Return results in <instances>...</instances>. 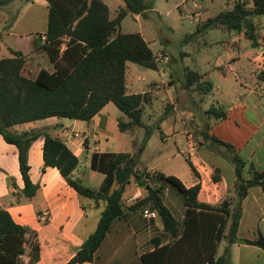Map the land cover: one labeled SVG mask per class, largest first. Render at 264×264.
<instances>
[{"label":"trees","instance_id":"obj_1","mask_svg":"<svg viewBox=\"0 0 264 264\" xmlns=\"http://www.w3.org/2000/svg\"><path fill=\"white\" fill-rule=\"evenodd\" d=\"M16 0H0V9ZM31 2L33 0H19ZM46 24L38 39V47L45 53L51 69L40 67L32 76L23 73L24 55L20 50L9 49L10 56L0 57V135L17 150L18 169L23 181L21 194L31 197L37 185L28 177L27 151L32 141L42 136V168L57 169L65 183L81 199L102 202L96 225L67 261V264L90 262L107 232L111 221L123 212L122 192L129 179L139 183L144 179L142 196L125 208L154 211L170 240L155 245L140 255L143 264H231L228 245L243 242L264 249V234L254 238H238L236 230L241 214V201L248 189L257 186L264 195V167L255 168L242 159L232 145L208 134L205 125L200 129L202 140L217 144L226 151L232 165V185L225 197L214 203L196 199L198 183L184 186L172 174L154 170L151 173L137 163L128 152L93 153L90 167L104 177L97 189L84 184L75 174L77 157L56 134L43 129L30 128L18 131L14 127L48 117H64L89 121L106 103H113L126 117L117 119L119 131L143 126L141 114L148 101L146 93H128L125 85V62L156 69V56L138 32H121L120 21L126 14H140L151 8L147 0H122L113 17L102 0H44ZM237 0L230 9H221L199 22L183 42L200 31L221 28L242 31L252 46H256L254 15H264V0ZM256 82H264V70L254 73ZM183 87H194L200 97L210 92L211 82L203 74L185 68ZM207 120L216 121L225 116L219 104H210L205 110ZM149 132L145 129L147 138ZM190 173L195 177L191 162L186 158ZM211 179L216 180V171ZM164 182L178 191L183 210L176 217L161 198ZM83 207V206H82ZM35 232L28 225L15 223L9 213L0 207V264H35L39 259L40 245ZM226 245L216 255L219 242ZM27 245V249H26ZM22 255L26 259H22Z\"/></svg>","mask_w":264,"mask_h":264},{"label":"crops","instance_id":"obj_2","mask_svg":"<svg viewBox=\"0 0 264 264\" xmlns=\"http://www.w3.org/2000/svg\"><path fill=\"white\" fill-rule=\"evenodd\" d=\"M102 1L107 5L109 15L110 8L106 2L108 0ZM236 1L222 0L224 4L222 9H230ZM243 1H247V5H251L250 0ZM31 2H39L46 9L44 0ZM120 4L122 7L123 3ZM19 16L20 13L17 12L10 20H6L3 8L0 9V51L3 46L7 50V56H10L9 49L21 51V48L25 47L32 52L42 41V39H38V34L44 32L46 20L40 28L36 27L34 23H29L22 30H15ZM250 19L255 26L256 48L264 49V15H254ZM228 34L233 45L239 39L245 38L242 31L229 30ZM7 56L0 52V57ZM127 62H125V70ZM40 67L50 70L51 64L46 58L45 66L33 62L29 70L37 71ZM212 68L223 72L219 63L213 64ZM200 74H203V78L208 79L206 72ZM242 84V86L245 85ZM125 85L128 93H146L148 101L145 104L156 100V94L164 93L167 97L166 102L173 105L174 97L169 94L170 86L173 85L171 79H168L165 85L151 81L137 91L131 89L126 81ZM216 88L219 86L216 85ZM109 103L102 106L89 121L79 120L82 122L79 128H76L79 124L76 119H70V122L67 123L58 120L48 124H42V121L37 120L17 125L14 128L18 131L30 128L43 129L52 135H58L77 157L78 167L75 174L81 178L84 184L97 189L104 174L90 167V157L93 153L128 152L133 154L129 149L108 150L105 143L106 137L97 130L101 116L105 115L107 111H112ZM224 109L225 116L223 118L216 121L206 120L208 134L232 145L236 153L246 162L252 163L255 168H263L264 82L247 85L245 92H239L236 89L235 98ZM74 132L78 133L79 137L74 136ZM41 145L42 136H38L31 142L27 151L28 177L30 182L38 187L31 197H25L21 194L23 181L18 169L17 150L13 144L5 142L0 135V207L9 213L15 223L28 225L35 232L34 237L27 238V241L29 239L37 240L40 245L39 259L35 264H67L84 238L94 229L102 202L81 199L65 183L56 168L50 166L42 168ZM188 151H190L188 159L194 167L196 176L192 177L191 175L188 184L176 177L186 187L198 182L200 189L197 191L196 199L199 201L214 203L225 197L227 190L232 185L231 163H226L224 170L216 173V180L209 181L208 174L218 167L216 162L204 160V156L195 154L189 143ZM138 165L139 167L144 166L146 170L152 169L145 165ZM130 183L133 184V187L126 189ZM143 191L144 188L129 179L122 192L124 203L122 214L111 221L92 260L75 264H143L140 257L142 253L151 251L155 245H164L169 242V234L162 228L154 211L148 210L146 207L132 210L125 208L136 198L142 196ZM161 198L174 216H183L184 208L179 199L165 187L161 192ZM143 210L152 214L147 216ZM42 213H45L43 221L40 220ZM258 233L264 234V195L257 186H253L248 189L246 197L241 201V214L236 236L252 239ZM225 245L226 241L223 247ZM228 248L231 264H264V249L256 245L234 242L229 244ZM217 249L218 246L216 252ZM22 259L25 260L26 256L22 255Z\"/></svg>","mask_w":264,"mask_h":264},{"label":"rangeland","instance_id":"obj_3","mask_svg":"<svg viewBox=\"0 0 264 264\" xmlns=\"http://www.w3.org/2000/svg\"><path fill=\"white\" fill-rule=\"evenodd\" d=\"M118 1L122 3V0L106 1L110 8V17H113L121 7ZM147 1L151 2V8L144 12L140 14L126 12L120 21V31L141 34L156 56L157 67L150 69L127 62L125 81L131 89L137 91L151 81L165 85L166 81L171 79L173 85L170 86L169 94L174 97L173 105L166 102L167 97L164 93H158L156 100L144 105L141 114L143 126L119 131L116 120L119 118L126 120V117L110 102L112 111H107L101 116L97 130L106 137V142L103 141L107 144L108 150L129 149L135 155L138 164L175 175L188 184L191 176L186 162L190 155L188 143L195 154L204 156V160L216 162L218 167L215 173L224 170L226 163H229L223 147L202 140L200 129L205 127L207 120L204 110L210 104H219L225 108L235 98L236 89L245 92L247 85L257 83L254 73L260 69L257 65L259 61L257 55L262 48L252 46L246 38L239 39L233 45L228 31L218 27L200 31L187 42H183L184 37L192 33L199 22L224 8L222 0ZM17 12L20 16L15 30H22L29 23H34L40 28L45 23L46 9L39 2L16 0L3 7L6 20H10ZM193 12H198L200 16H195L189 22L188 15ZM0 52L4 56L8 55L3 46ZM21 52L24 55L25 75H34L36 70H29L33 62L46 65L47 57L39 47L32 52L22 47ZM163 55L166 56V60L159 59ZM216 63L221 65L223 72L212 68ZM185 68L207 73L212 83L211 91L207 95L200 97L194 87H183ZM242 83L245 85L242 86ZM216 85L219 88H216ZM58 120L62 123L70 122V119L64 117H48L40 121L42 124H48ZM77 123L79 124L76 128H79L82 122L77 120ZM145 129L149 135L143 140ZM152 169L148 172L154 171ZM212 171L214 173V170ZM164 186L182 204L176 188L168 182H164ZM130 187H133L132 183L126 189ZM224 244L225 241L221 240L216 255L221 254Z\"/></svg>","mask_w":264,"mask_h":264},{"label":"built area","instance_id":"obj_4","mask_svg":"<svg viewBox=\"0 0 264 264\" xmlns=\"http://www.w3.org/2000/svg\"><path fill=\"white\" fill-rule=\"evenodd\" d=\"M230 6V5H229ZM232 7V6H231ZM195 16H200L199 15V13L198 12H196V13H190L189 15H188V20H189V22L190 21H192V19L195 17ZM159 59H162V60H166L167 58H166V56H162V57H160ZM257 59H259V61L261 62V63H259V61H257V65H258V68H260L259 70H264V49H262V51H260V53L257 55ZM73 135L74 136H77V137H79V134L78 133H76V132H74L73 133ZM190 161V160H189ZM193 166V165H192ZM194 168V167H193ZM152 172V171H151ZM150 172V173H151ZM212 173V172H211ZM207 179L209 180V181H211V174H208V177H207ZM198 183V182H197ZM200 189V187L198 188V190ZM143 213L145 214V215H147V216H150L152 213L151 212H148L147 210H143ZM45 213H42L41 215H40V220H44L45 219Z\"/></svg>","mask_w":264,"mask_h":264},{"label":"water","instance_id":"obj_5","mask_svg":"<svg viewBox=\"0 0 264 264\" xmlns=\"http://www.w3.org/2000/svg\"><path fill=\"white\" fill-rule=\"evenodd\" d=\"M139 187H143L144 189L147 188V186L144 185V179H142L139 183H138Z\"/></svg>","mask_w":264,"mask_h":264}]
</instances>
